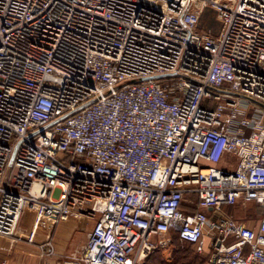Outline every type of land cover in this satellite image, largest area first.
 <instances>
[{"label": "built area", "instance_id": "1", "mask_svg": "<svg viewBox=\"0 0 264 264\" xmlns=\"http://www.w3.org/2000/svg\"><path fill=\"white\" fill-rule=\"evenodd\" d=\"M29 204L93 221L66 264H264V0H0L1 235Z\"/></svg>", "mask_w": 264, "mask_h": 264}, {"label": "rangeland", "instance_id": "2", "mask_svg": "<svg viewBox=\"0 0 264 264\" xmlns=\"http://www.w3.org/2000/svg\"><path fill=\"white\" fill-rule=\"evenodd\" d=\"M223 166L226 167V164ZM249 207L254 213L252 217L256 218L261 212L260 208L256 205ZM92 226L93 221L87 218L70 217L67 221H60L51 208L42 204H29L20 214L12 235L0 234V244H4L0 245V263L66 264L79 259ZM61 228H64L63 231ZM67 232H71V236ZM50 237L55 243L53 253L38 248ZM156 241L166 243L159 245L136 264H144L147 259L149 264H205L208 260V255L200 253L195 245L178 243L173 233L159 236Z\"/></svg>", "mask_w": 264, "mask_h": 264}, {"label": "crops", "instance_id": "3", "mask_svg": "<svg viewBox=\"0 0 264 264\" xmlns=\"http://www.w3.org/2000/svg\"><path fill=\"white\" fill-rule=\"evenodd\" d=\"M224 163H227L226 161ZM235 166V164L233 165V167ZM251 205H254L252 203H249V204H245V205H237L236 207H228V206H225L223 209H222V213L224 214H229V215H233L234 217H236L237 219H240V220H244L248 225H255L258 221V219L261 217L260 215H258L256 218L255 217H250L248 216V212L247 210L250 209L249 206ZM247 212V213H246ZM64 229V228H63ZM63 229L61 228L60 230L63 231ZM68 235L70 234L71 236V232H67ZM1 239V238H0ZM2 245V244H0ZM4 245V244H3ZM2 245V246H3ZM148 256V255H147ZM146 256V257H147ZM16 258V256L14 257ZM17 260V258L15 259Z\"/></svg>", "mask_w": 264, "mask_h": 264}, {"label": "water", "instance_id": "4", "mask_svg": "<svg viewBox=\"0 0 264 264\" xmlns=\"http://www.w3.org/2000/svg\"><path fill=\"white\" fill-rule=\"evenodd\" d=\"M208 12H211L209 9H206L204 11V13L202 14L201 20L199 22V27H204L206 29H209L214 35H216L219 31V24L218 22L215 20L214 16H213V20L215 22V25H209V24H205L203 21L204 15L207 14Z\"/></svg>", "mask_w": 264, "mask_h": 264}, {"label": "trees", "instance_id": "5", "mask_svg": "<svg viewBox=\"0 0 264 264\" xmlns=\"http://www.w3.org/2000/svg\"><path fill=\"white\" fill-rule=\"evenodd\" d=\"M254 205H256V206H258L259 208H260V210H261V212L259 213V215L261 216L262 215V208H261V206H259V205H257V204H254ZM186 211H188L190 208L188 207V204L185 206V208H184ZM248 216H250V217H252V216H254V213H253V211H251V210H249V212H248ZM171 233H173L174 234V238H175V240L179 243V242H184V241H182L181 239H180V237H179V235H178V233L176 232V231H172ZM186 243H189V242H186ZM189 244H191V245H195V244H193V243H189ZM197 263H198V261H197ZM208 263V260L206 261V263L205 264H207ZM144 264H149V260L147 259L145 262H144ZM180 264H185V263H180Z\"/></svg>", "mask_w": 264, "mask_h": 264}, {"label": "bare ground", "instance_id": "6", "mask_svg": "<svg viewBox=\"0 0 264 264\" xmlns=\"http://www.w3.org/2000/svg\"><path fill=\"white\" fill-rule=\"evenodd\" d=\"M16 258H18V257L16 256ZM16 258H14V259H16ZM143 258H144V255L141 254V255L139 256V258H138V261L142 260ZM11 259H12V258H11Z\"/></svg>", "mask_w": 264, "mask_h": 264}]
</instances>
